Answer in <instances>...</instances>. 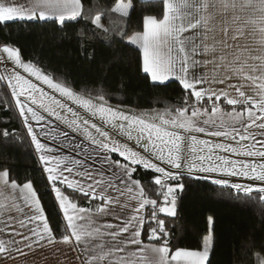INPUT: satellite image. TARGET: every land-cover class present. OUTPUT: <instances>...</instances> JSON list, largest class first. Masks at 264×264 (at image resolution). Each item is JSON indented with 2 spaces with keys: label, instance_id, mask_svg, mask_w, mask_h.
Listing matches in <instances>:
<instances>
[{
  "label": "snow or ice",
  "instance_id": "6c2138e0",
  "mask_svg": "<svg viewBox=\"0 0 264 264\" xmlns=\"http://www.w3.org/2000/svg\"><path fill=\"white\" fill-rule=\"evenodd\" d=\"M148 2L159 3L160 15H144L142 30L128 35L133 0H112L110 7L94 15L83 0H0V24L38 20L63 28L67 22L83 20L90 21L93 32L114 33L139 52L141 70L153 83L175 80L185 93L179 106L129 113L111 106L103 93L86 96L54 79L31 60L25 61L19 47L0 46V62L11 61L27 74L5 69L0 81L10 89L64 220L57 238L33 182L21 184L9 170H0V216L13 210L23 215L18 224L31 225L30 235L11 230L30 241L24 246L32 251L33 245L43 248L40 242L46 241L48 246L71 245L78 264H207L212 217L198 250H173L165 220L159 218L176 215V194L185 187L182 177L204 173L203 179L230 187L238 198L251 199L255 193L264 202V0ZM249 34L259 47L241 43ZM77 35L83 40L84 29ZM69 101L127 142L81 116ZM51 118L59 122L55 127ZM2 135L10 134L5 129ZM114 154L122 160L113 159ZM138 168L154 172L155 189L146 190L134 178ZM234 177L259 183H232ZM69 190L87 206L66 194ZM150 191L157 199L149 196ZM12 219L8 215V221ZM20 243L0 239V254ZM15 251L27 255L20 248ZM254 264H264V250L255 253Z\"/></svg>",
  "mask_w": 264,
  "mask_h": 264
},
{
  "label": "trees",
  "instance_id": "16d2710c",
  "mask_svg": "<svg viewBox=\"0 0 264 264\" xmlns=\"http://www.w3.org/2000/svg\"><path fill=\"white\" fill-rule=\"evenodd\" d=\"M83 3L94 15L110 7L112 0ZM133 4L135 10L126 21L128 35L142 30L144 15L159 16L161 12L158 2L133 0ZM103 22L108 24L107 19ZM93 27L90 21L83 20L67 22L63 28L52 21L17 20L0 24V45L19 47L25 60L79 92L92 96L103 93L109 102L135 108L180 105L185 93L177 81L153 83L142 72L140 54L134 47L114 33L93 32ZM80 29H84L83 40L77 35ZM5 129L8 137L2 135ZM3 169L21 184L33 182L59 238L64 224L61 211L10 90H5L0 81V170ZM154 175L151 170L138 168L134 178L140 179L146 190L155 189L151 183ZM202 177L184 175L185 187L176 194V215L159 214L165 220L169 246L173 250L201 249L209 231L208 217H212L213 244L207 264H254L255 253L264 250V202L256 199L255 193L251 199L243 195L238 198L230 187ZM67 193L81 206H87L79 194L70 190ZM149 196L157 199L152 191Z\"/></svg>",
  "mask_w": 264,
  "mask_h": 264
},
{
  "label": "crops",
  "instance_id": "0c3cea01",
  "mask_svg": "<svg viewBox=\"0 0 264 264\" xmlns=\"http://www.w3.org/2000/svg\"><path fill=\"white\" fill-rule=\"evenodd\" d=\"M224 19L226 18H221V22ZM108 103L111 104L112 102L108 101ZM124 107L128 108L129 106L124 105ZM57 124L58 123L54 121L53 127L56 126ZM60 128L63 129L64 128L63 125H60ZM76 138L77 140L81 139L80 137H76ZM113 159L122 160V158H119L115 154L113 155ZM8 215H11L13 217L11 221H8ZM21 219H23V215L21 213L16 212L15 210H13L10 213H6L4 216H0V221H4L5 223L11 226L9 228H5V223H0V228L5 229L4 231H0V239H4L6 242L11 239L21 240V243L18 245L17 244L9 245V248L11 249L9 253L0 254V264H78V260H77L78 253L74 252L73 247L68 244L58 243L53 246H48L46 241H41L40 243L45 245V247L43 248L37 245H33L35 251H32L29 248L25 247L24 245L30 243V241H23L22 236L30 235L29 228H31L32 226L28 225L27 228H21L18 224V221ZM106 219L113 223L116 222L111 217H108ZM99 222L104 223L105 220H100ZM12 228H15L17 231L22 233V236H15L11 230ZM16 248H20L22 252L27 253V255H21L20 252L15 251Z\"/></svg>",
  "mask_w": 264,
  "mask_h": 264
},
{
  "label": "rangeland",
  "instance_id": "374dc122",
  "mask_svg": "<svg viewBox=\"0 0 264 264\" xmlns=\"http://www.w3.org/2000/svg\"><path fill=\"white\" fill-rule=\"evenodd\" d=\"M241 43L243 44V43H247L250 47H252V48H257V47H259L258 45H257V43H256V41H255V39L253 38V36L252 35H248V36H246L245 38H244V40H242L241 41ZM0 46H2V45H0ZM6 55V54H5ZM24 59V58H23ZM25 60V59H24ZM25 61H27V60H25ZM212 68H213V66L212 65H209L208 66V69H207V71L209 72V75H211V71H212ZM5 69H7L9 72L10 71H12L13 69H15V70H17V71H20L21 72V74H25V75H27L26 73H23V70L22 69H19L17 66H15L14 65V63L13 62H11V61H5V62H0V72H4V70ZM34 79V78H33ZM34 82H36L35 80H34ZM37 83H41V82H37ZM41 86H43L44 88H45V91H51L50 89H48L47 88V86H45V85H42V83H41ZM215 87H224L223 85H215ZM10 90V89H9ZM75 90V89H74ZM76 92H78V93H82V92H79V91H77V90H75ZM11 93V92H10ZM53 94H55L58 98H60V96H59V94L58 93H53ZM83 94H85V93H83ZM234 94V93H233ZM86 96L88 95V94H85ZM14 99V98H13ZM69 104H71V102L69 101L68 102ZM110 104V103H109ZM111 106H113V107H118V108H120L121 110H124V111H126V112H129V113H132V112H137V113H139V112H144V111H150V110H152V109H162V108H133V107H128V108H125L124 107V105H119V104H115V103H111L110 104ZM71 106L77 111V112H79L80 113V115L81 116H83L84 118H86V119H90V120H92V122H95V123H97L98 125H100L101 127H104L105 128V130H107V131H109L110 132V134L111 135H113L114 137H116L117 139H120L121 140V142H127V141H125L122 137H120L119 135H118V133L115 131V130H112V129H110V128H108L106 125H103L102 124V122L101 121H99L97 118H93V117H91L90 116V114H88L84 109H82L80 106H78V105H75V104H71ZM52 119V121L54 122L55 121V119L54 118H51ZM55 122H57V121H55ZM34 123V122H33ZM57 123H59V122H57ZM55 127V126H54ZM63 129L64 130H67L66 128H65V126L63 125ZM68 131H70V130H68ZM70 133V132H69ZM70 135L71 136H75V137H79V134L78 133H70ZM196 135H198V137L199 138H205V139H211V140H213V142H229V141H224L223 140V138H213V137H208L206 134H196ZM81 138V137H80ZM51 143V142H50ZM129 144H130V146L131 147H133L135 150H137V151H142V149H140L138 146H136L135 144H133V143H131V142H128ZM239 158V157H238ZM163 166V165H162ZM195 175H202V176H205V175H207V174H204V173H195ZM214 177L215 178H220L219 177V174H214ZM231 182L232 183H237V182H240V183H245V184H247V183H259V182H253V181H250V180H247V179H245V178H240V177H234V178H231Z\"/></svg>",
  "mask_w": 264,
  "mask_h": 264
}]
</instances>
